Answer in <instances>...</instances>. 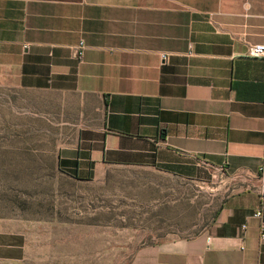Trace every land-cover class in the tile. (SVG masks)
I'll list each match as a JSON object with an SVG mask.
<instances>
[{
  "label": "crops",
  "instance_id": "crops-1",
  "mask_svg": "<svg viewBox=\"0 0 264 264\" xmlns=\"http://www.w3.org/2000/svg\"><path fill=\"white\" fill-rule=\"evenodd\" d=\"M255 45L264 0H0V87L75 99L62 172L87 182L114 169L203 183L218 175L231 190L203 233L139 248L130 264H264Z\"/></svg>",
  "mask_w": 264,
  "mask_h": 264
},
{
  "label": "rangeland",
  "instance_id": "rangeland-1",
  "mask_svg": "<svg viewBox=\"0 0 264 264\" xmlns=\"http://www.w3.org/2000/svg\"><path fill=\"white\" fill-rule=\"evenodd\" d=\"M75 107L67 96L0 87V230L11 233L0 264H130L139 248L207 230L231 192L218 175L203 183L114 169L87 182L62 172Z\"/></svg>",
  "mask_w": 264,
  "mask_h": 264
},
{
  "label": "built area",
  "instance_id": "built-area-1",
  "mask_svg": "<svg viewBox=\"0 0 264 264\" xmlns=\"http://www.w3.org/2000/svg\"><path fill=\"white\" fill-rule=\"evenodd\" d=\"M84 50H85V43L82 41L76 49L77 57L80 60L83 59ZM249 55L250 57H253V58L264 57V45H255V46L250 47ZM163 58L165 59L166 57L163 56ZM260 173L262 174V178H264V165L260 168ZM261 216H262V212L257 211L255 214V217L261 218ZM262 228L264 229V226Z\"/></svg>",
  "mask_w": 264,
  "mask_h": 264
}]
</instances>
